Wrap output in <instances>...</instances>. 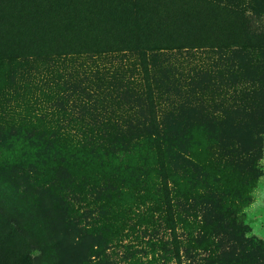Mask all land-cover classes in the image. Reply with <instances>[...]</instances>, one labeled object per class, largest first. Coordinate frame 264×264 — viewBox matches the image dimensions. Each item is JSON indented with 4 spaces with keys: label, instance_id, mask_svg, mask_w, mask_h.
Returning a JSON list of instances; mask_svg holds the SVG:
<instances>
[{
    "label": "rangeland",
    "instance_id": "obj_1",
    "mask_svg": "<svg viewBox=\"0 0 264 264\" xmlns=\"http://www.w3.org/2000/svg\"><path fill=\"white\" fill-rule=\"evenodd\" d=\"M42 5L43 0H0V57L73 51L82 43L114 48L144 38L167 48L236 50L239 63L250 60L248 67L255 71L240 84L254 91L251 105L260 103L251 125L261 153L243 165L214 157L220 135L212 137V127L199 126L185 142L198 165L189 171L168 151L155 149L152 155L80 163L65 191L27 184L5 161L14 156L15 145L38 139L13 133L26 125L28 113L24 104H14L17 69L5 63L0 67V75L5 73L0 84V264H264V0ZM229 56L231 65L236 57ZM216 91L235 98L227 80ZM45 127L37 123L35 134ZM30 162L38 173L33 179L43 175L44 156L35 154Z\"/></svg>",
    "mask_w": 264,
    "mask_h": 264
},
{
    "label": "trees",
    "instance_id": "obj_2",
    "mask_svg": "<svg viewBox=\"0 0 264 264\" xmlns=\"http://www.w3.org/2000/svg\"><path fill=\"white\" fill-rule=\"evenodd\" d=\"M60 1L43 0L42 7ZM228 48H167L144 38L114 48L82 43L73 51L0 57L1 68L10 62L16 67L12 99L28 113L26 125L13 133L38 139L15 145L7 167L27 184L64 191L80 163L152 155L155 149L168 151L189 171L198 165L185 142L199 126L212 127V137L220 135L213 143L214 157L226 156L239 165L256 160L261 147L251 123L259 117L253 111L260 103L253 100L251 105L254 91L240 84L255 71L248 67L250 60L239 63L236 50L231 51L236 60L230 65L231 54L224 52ZM4 77L2 72L1 85ZM223 80L233 85V100L219 97L216 90ZM39 122L46 125L40 135L35 134ZM35 154L44 156L47 167L33 179L37 172L30 161ZM162 174H168L165 168ZM169 225L174 228L175 222ZM173 245L179 258V241Z\"/></svg>",
    "mask_w": 264,
    "mask_h": 264
}]
</instances>
